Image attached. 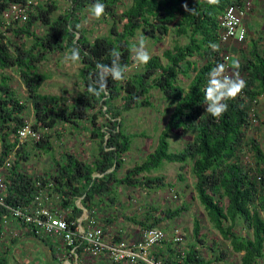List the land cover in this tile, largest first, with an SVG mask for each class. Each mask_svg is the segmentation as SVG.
I'll return each mask as SVG.
<instances>
[{"label": "trees", "instance_id": "obj_1", "mask_svg": "<svg viewBox=\"0 0 264 264\" xmlns=\"http://www.w3.org/2000/svg\"><path fill=\"white\" fill-rule=\"evenodd\" d=\"M41 1L35 0L25 21L8 23L4 19L6 9L27 0H0V165L15 148L11 136L27 123L29 107L34 114L32 127L43 132L34 148L52 153L49 130L58 123L79 126L85 120L92 137L98 139V152L89 161L65 150L54 159L51 171L36 176L23 167L30 152L21 145L7 174V200L11 204H28L41 183L58 195L63 208H72L67 217L72 219L82 214L76 204L79 197L89 211L102 205L111 208L119 200L118 186L172 187L164 175L152 172L161 170L166 162H175L180 164L179 178L184 179L183 169L190 165L196 197L212 226L230 242L233 251L241 254V264H264V147L248 136L253 124L250 112L264 95V51L260 40L253 37L247 48L238 45L232 49L237 78L244 80L245 86L227 101L228 108L219 118L205 111L203 94L207 73L223 64V51L228 47H223L220 39L221 16L228 5L245 0H100L109 33L94 38L82 20L84 10L95 0H67L64 11H60L57 0ZM37 22L46 26L43 33L36 30ZM140 30L145 38L160 40L170 30L176 38L162 55H152L146 64L130 70L134 38ZM72 48L81 56L79 77L83 89L68 104L59 94L41 91L49 75L40 70L39 64L52 52L67 54ZM113 49L120 53L117 63L123 67L124 76L114 80L109 75L100 81L96 65L111 66ZM9 69L25 85V98L12 83ZM182 77L191 78L187 87ZM154 89L173 103L170 119L155 149L121 176L125 154L131 150L136 135L126 131L124 113L135 107L153 106ZM255 113L259 117L256 110ZM179 128L193 138L181 149L172 150L170 137ZM245 150L251 153L250 164L243 159ZM187 208L185 203L158 214L157 208L151 207L143 219L138 215L129 219L141 229L159 227L162 221L181 215ZM4 212L0 207V235L5 229ZM103 222L107 232L112 219L106 217ZM122 237L120 233L113 238L119 241ZM166 239L150 252L161 264H212L228 256L226 250L215 246H210L213 256L205 255L202 247L207 237L199 218H195L192 236L183 247ZM51 247L53 260L48 264L60 263L52 243ZM8 257L9 248L0 243V264H9Z\"/></svg>", "mask_w": 264, "mask_h": 264}, {"label": "rangeland", "instance_id": "obj_2", "mask_svg": "<svg viewBox=\"0 0 264 264\" xmlns=\"http://www.w3.org/2000/svg\"><path fill=\"white\" fill-rule=\"evenodd\" d=\"M37 1V0H36ZM42 0L41 2H44ZM60 5V11H64L68 7L67 0H57ZM127 2L129 0H126ZM91 6L84 10V18L82 25L90 30L89 35L94 38L98 35L109 33V23H107L103 14L99 18L91 15ZM248 35L244 42L237 44L231 42L227 45L231 49L230 62L232 68L229 71L230 78H237L236 66L232 63V55L236 46L248 47L251 38H258L264 51V0H252V9L245 19ZM35 28L39 33L46 30L41 22L35 24ZM175 35L170 32L156 40L155 37H144L143 31L140 30L134 38L136 45L143 39L144 48L149 55H162L166 48L172 47L175 41ZM135 45V46H136ZM135 46L133 56L135 57ZM223 47L225 45L223 44ZM236 54V53H235ZM66 53L52 52L47 59L39 64L40 70L46 72L49 78L41 87L42 92L54 93L61 95L69 104L73 101L78 91L83 89V84L79 77L80 62L73 63L65 60ZM237 58L240 56L237 54ZM203 62V59H199ZM134 59L130 70L137 67ZM223 65L222 75H225V66ZM11 75V81L19 90L22 98H25L26 87L22 83L19 75L13 70H7ZM191 78L182 77V83L187 87ZM154 100L153 106L135 107L124 113L125 129L129 133L136 134L133 138L131 150L125 154L124 165L120 169L119 174H125L129 167H132L137 162H141L148 153L153 151L158 143V137L170 119L173 111V103L171 100L163 97L162 93L154 89L152 90ZM256 112L259 114L257 120L253 122L248 132L249 137L256 138L264 147V95H261L257 104L254 105ZM27 119L30 123L34 122V114L31 107L27 110ZM102 120V119H101ZM88 121H81L79 126L75 124L58 123L54 128L49 130L53 143L52 153H47L39 148H34L36 140L27 139L24 144L30 152V158L23 163V167L29 173L39 176L52 170L54 159L60 158L63 151L75 153L78 157L85 160H93L98 152L97 140L92 137L91 130L87 129ZM43 133V132H42ZM193 135L188 131H183L181 128L173 131L170 137V147L172 150L181 149L184 144L191 140ZM1 142V141H0ZM1 145V143H0ZM243 159L247 163H252L251 153L244 151ZM180 164L175 162H166L161 170L152 172V174H162L168 182L172 183L164 189H147L130 186H118L119 200L116 205L107 208L105 205L100 206V218L110 217L112 222L107 225V236L112 239L116 234H123L138 231V224L129 219V216L138 215L141 219L151 207H155L156 213L162 214V211L168 207L175 208L177 206L187 204L188 208L181 215L173 219H166L159 224L167 234V241H173L176 235V230H179L183 235L184 240L179 246H184L192 236L195 218H199L202 224V232L207 237L206 244L202 247L205 255L211 256L213 250L210 246L218 247L219 250H226L228 256L219 261H214L212 264H241V254L232 250L230 242L222 237L220 232L215 229L209 221L204 207L196 197L194 188V176L190 170V165L183 169L185 174L184 179L179 178ZM175 194L177 197H175ZM264 216V212H263ZM242 230V226L238 228ZM137 234V233H135ZM128 236H126L127 239ZM43 240V238H41ZM48 242H54L51 237H46ZM132 241V240H131ZM30 255L29 257H32ZM213 256V255H212ZM97 264V263H96ZM98 264H108V261L100 260Z\"/></svg>", "mask_w": 264, "mask_h": 264}, {"label": "built area", "instance_id": "obj_3", "mask_svg": "<svg viewBox=\"0 0 264 264\" xmlns=\"http://www.w3.org/2000/svg\"><path fill=\"white\" fill-rule=\"evenodd\" d=\"M35 0L25 3H13L4 13V19L9 22H23L28 12L33 10ZM252 8V0H245L241 4H230L221 16L220 39L225 46L231 42L242 43L246 40L248 29L245 19ZM231 49L225 47L223 64L225 75L230 78ZM252 123L257 120L255 108L251 110ZM42 131L27 123L19 128L11 137L16 142L15 148L0 165V207L3 211L5 229L0 235V243L9 248V239L17 238L22 233H29L37 238L51 237L54 242V252L60 264H98L100 260L108 264H161L150 256V252L167 238L162 227H152L124 235L121 240H114L107 236L104 230L103 217L100 218L99 208L88 210L82 202V197L76 200L82 214L68 219L72 208H63L59 204L58 195L38 183L40 189L28 204H11L8 198L7 174L15 161L16 149L24 144L25 140H39ZM1 143V142H0ZM2 144L0 145V154ZM175 197H177L175 195ZM137 233V234H135ZM174 243L179 246L184 240L179 230H176ZM132 240V241H131Z\"/></svg>", "mask_w": 264, "mask_h": 264}, {"label": "clouds", "instance_id": "obj_4", "mask_svg": "<svg viewBox=\"0 0 264 264\" xmlns=\"http://www.w3.org/2000/svg\"><path fill=\"white\" fill-rule=\"evenodd\" d=\"M104 11V4L100 0H95L90 8L91 15L99 18ZM79 27V25H77ZM144 41L141 39L138 45L135 46V61L139 64H146L150 59L148 51L144 48ZM112 55L115 59L112 61L111 66L97 64L98 78L100 81H104L109 75L114 80H120L124 76V69L117 63L120 53L116 50H112ZM81 59L80 53L76 48H72L69 53L65 55L66 61L78 63ZM223 65L217 64L209 70L207 73V83L204 86L203 94L205 100V111L211 116L219 118L224 113L228 104L227 101L234 98L240 90L245 86V81L242 79H232L227 75H222ZM103 83L100 87H103ZM91 91L95 89L91 88Z\"/></svg>", "mask_w": 264, "mask_h": 264}, {"label": "crops", "instance_id": "obj_5", "mask_svg": "<svg viewBox=\"0 0 264 264\" xmlns=\"http://www.w3.org/2000/svg\"><path fill=\"white\" fill-rule=\"evenodd\" d=\"M8 243L9 264H48L53 260L51 242H44L29 233L11 238Z\"/></svg>", "mask_w": 264, "mask_h": 264}, {"label": "water", "instance_id": "obj_6", "mask_svg": "<svg viewBox=\"0 0 264 264\" xmlns=\"http://www.w3.org/2000/svg\"><path fill=\"white\" fill-rule=\"evenodd\" d=\"M56 264H60V263H56Z\"/></svg>", "mask_w": 264, "mask_h": 264}]
</instances>
